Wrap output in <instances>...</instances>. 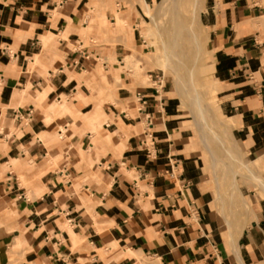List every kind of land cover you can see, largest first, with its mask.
<instances>
[{
    "label": "crops",
    "instance_id": "0c3cea01",
    "mask_svg": "<svg viewBox=\"0 0 264 264\" xmlns=\"http://www.w3.org/2000/svg\"><path fill=\"white\" fill-rule=\"evenodd\" d=\"M124 1L0 0V264H264V0L202 12L223 119L262 179L238 207L176 97L131 86L127 46L97 43L112 2L137 21L154 0Z\"/></svg>",
    "mask_w": 264,
    "mask_h": 264
},
{
    "label": "rangeland",
    "instance_id": "374dc122",
    "mask_svg": "<svg viewBox=\"0 0 264 264\" xmlns=\"http://www.w3.org/2000/svg\"><path fill=\"white\" fill-rule=\"evenodd\" d=\"M181 1L182 4L178 9V13L183 16L184 23L186 24H184V27L192 28L200 39V42L197 40L195 41L193 37L191 39H182L180 42L181 48L183 47L181 49L183 52H180V60L182 61L183 59L182 62L184 63L179 60L180 63H176L177 66L175 65V67L180 70L181 74V78L177 81L175 80L176 71L174 65L172 63V65L170 64L171 60L163 59L158 61L155 58V53L152 51L153 47H147V35L155 38L157 40L158 48L162 49L160 37L163 35L162 40H165L166 37L168 38V36H170V32L173 30L170 20L171 10L169 9V5L165 3V0H154L148 5H142V10L137 13V21H131L128 13L118 12L116 9L119 6L113 2L111 3V9L113 11L114 19H107L104 16V13L97 15L98 10L100 8L103 9L104 3H96V15L98 17L96 18L95 23L97 31L100 32V38L96 41L97 43L105 42L114 50L116 44L127 46L130 52L125 55L132 54L140 59L142 67L141 74L144 76L142 78L143 81L135 79L130 75L131 73H129L127 75L128 79L133 82V85L131 86L144 88L146 86L154 85L160 88L159 84H161L165 86L166 91H169L168 95L176 97L177 107L187 120L185 126L190 130L191 139L195 146L194 149L198 155L203 157L204 162L208 167L213 194H215L216 189L215 181L218 182V189L221 190L218 196L220 206H249L247 199L242 197V195L246 197L244 194L245 189L242 188V184L246 181L245 176H247L249 172H247L246 168L240 167V164L248 165L251 172L252 169H255L257 166L254 167V164L249 162V158L242 147V143L237 140L235 134V127L237 124L233 118L229 117L223 119L224 117H228V114L226 110L222 108L220 99L217 95L218 91L211 82L214 77L211 70L210 52L208 51L207 45L208 38L202 24V12L208 5L209 0H201L200 5L195 3L194 0ZM134 2V0H128L124 1L121 5L126 7L129 13L130 11L135 12ZM108 5L109 4H106L105 8H107ZM133 24L134 28H136V42L133 41L131 45ZM183 34L185 37L187 36V34ZM196 42L200 43V48L198 50L194 48L197 45ZM185 51L187 53L186 55L184 53ZM195 51L201 56L195 55ZM159 52L161 51L159 50ZM101 60L102 58L100 61ZM190 72L193 73L191 77L188 76L190 75ZM101 75L102 78H104V74L102 73ZM194 90L200 94V97L203 100V103H200L197 106L194 103L195 100L191 96L195 93ZM207 108L210 110L212 118L215 117L214 120L217 119L216 122H218V125L223 123L222 126H224V128L227 127L226 130L228 131L222 130L219 126L217 127L215 122L205 116V110ZM199 111L201 112L198 114ZM201 133H203L204 139H202ZM227 147L232 149L229 150ZM222 166H227L231 168V170H227V168L225 170ZM239 190L242 195L239 193ZM215 204L219 208V204L216 201ZM226 217H237V214L235 215V212H233L232 215H227ZM240 229L241 226L230 228L231 231H238Z\"/></svg>",
    "mask_w": 264,
    "mask_h": 264
},
{
    "label": "bare ground",
    "instance_id": "6f19581e",
    "mask_svg": "<svg viewBox=\"0 0 264 264\" xmlns=\"http://www.w3.org/2000/svg\"><path fill=\"white\" fill-rule=\"evenodd\" d=\"M195 3L199 4L201 3V0H194ZM165 3L169 5V9L171 10L170 12V20H171V25L173 26V30L172 32H170V36H168V38L166 37L165 40L163 38V35L161 38V47L162 49H159L158 46H157V40L155 38H153L152 36L150 35H147L146 36V40H147V47H153V52L155 53V58L160 61V60H171L170 64L172 63L174 65V68H175V80L177 81L179 78H181V74H180V70L178 68L175 67V65L177 66V64H179V60H180V52H183L181 51V45H180V42L182 41V39H191L192 37L195 39V41L197 40L198 42H200V39L197 37V34L192 30V28L190 27H184L186 24L184 23V20H183V16H181L179 12V8L181 7L180 5L182 4V1L181 0H165ZM149 7V6H147ZM183 7V6H182ZM197 9V8H196ZM178 10V11H177ZM149 12V11H148ZM182 12V11H181ZM195 19V18H194ZM169 20V21H170ZM198 22V21H197ZM185 24V25H184ZM198 30V28H197ZM168 31V30H167ZM166 32V31H165ZM142 33V32H141ZM187 34V36L185 37V35L183 34ZM162 34V33H161ZM164 34V33H163ZM160 35V34H158ZM168 35H169V32H168ZM167 36V34H166ZM160 40V39H159ZM193 41V39H192ZM197 43V42H196ZM195 43V44H196ZM194 44V45H195ZM199 44L200 43H197V45L194 47L196 50H198L200 47H199ZM184 45V44H183ZM186 45V44H185ZM188 47V46H187ZM190 47V45H189ZM192 47V45H191ZM186 48V47H185ZM159 50L161 52H159ZM203 50V48H202ZM196 54L195 55H198L197 54V51H195ZM185 55L187 54L186 51L184 52ZM183 53V55H184ZM192 54V53H191ZM182 55V57H183ZM200 55V54H199ZM198 55V56H199ZM201 56V55H200ZM111 60H115V57L114 56H111L110 57ZM192 59V58H191ZM199 59V57H198ZM118 60V59H117ZM123 62H124V65L122 67H120L121 70L125 69V70H129L131 75L137 79V80H142V78L144 76H142L143 74H141V71H142V67H141V63H140V59L136 58L135 55H132V54H129V55H125L123 57ZM181 61V60H180ZM183 61V59H182ZM181 61V62H182ZM195 62V61H194ZM197 62V60H196ZM169 63V62H168ZM177 63V64H176ZM184 63V62H182ZM193 63V61H192ZM119 64V63H118ZM171 64V65H172ZM186 64V63H185ZM182 65V64H181ZM185 66V65H184ZM193 73L190 72V75L188 76H192ZM174 76V75H173ZM120 77H115V80L116 81H119ZM146 78V77H145ZM183 80V79H182ZM143 81V80H142ZM194 94L191 95L192 98L195 100L194 103L196 104V106L200 103H203V100L201 99L200 97V94H198L196 92V90H194ZM201 111L198 112V114L200 113ZM214 113V112H212ZM205 116L208 117L209 119H211L213 122L216 123L217 127L219 126L222 130H226V128H224V126L221 125H218V122H216V120H214V118H212L211 116V113H210V110L207 108L205 110ZM214 116V115H213ZM228 131V130H226ZM225 132V131H224ZM228 133V132H227ZM201 137L202 139H204V136H203V133H201ZM228 148V147H227ZM229 150H231L230 148H228ZM238 156V155H237ZM215 157V155H214ZM241 166L240 167H243V168H246L247 172L250 173V177L251 178H254L255 180H257L258 182H262V179L257 176V175H254L253 172L250 171V168H248V165H245V164H240ZM223 169L226 170H231V168L229 167H224L222 166ZM246 173V172H245Z\"/></svg>",
    "mask_w": 264,
    "mask_h": 264
}]
</instances>
